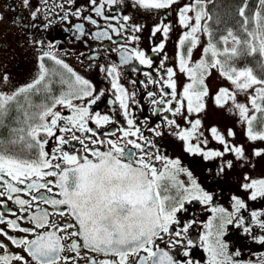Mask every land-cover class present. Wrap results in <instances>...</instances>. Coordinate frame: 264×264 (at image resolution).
<instances>
[{"label": "snow or ice", "instance_id": "obj_1", "mask_svg": "<svg viewBox=\"0 0 264 264\" xmlns=\"http://www.w3.org/2000/svg\"><path fill=\"white\" fill-rule=\"evenodd\" d=\"M22 2L31 7L30 0ZM68 2L71 5L73 0ZM212 2L189 0L177 8V24L184 31L177 42L175 67L167 66L166 55L157 66L139 48L142 25L130 24L129 15L109 14L123 0H88L89 8L65 11L61 20L74 15L81 21L74 25L77 40L87 37L116 45L111 52L117 53L118 62L94 65L110 85L99 90L57 56L59 41H30L40 48L36 77L10 92L0 90V237L19 249L10 252L0 240V264H68L69 257L62 253L75 252L79 260L81 247L103 257H88V264H202L191 256L197 243L207 257L203 264H264V254L256 261L237 259L242 250L231 252L225 239L233 226L264 246V210H250L236 194L230 198V210L215 204L214 194L201 187L179 158L165 155L157 140L167 131L183 143L188 154L205 161L220 158L218 175L233 168L234 162L255 166L242 145L230 143L233 129L222 134L213 125L201 131L199 115L211 96L216 107L238 117L249 142L264 143V0H256L254 6L242 0L238 27L219 35L209 23L212 16L207 5ZM178 4L180 0H132L133 8L149 13ZM39 11L31 12L33 20ZM171 30L172 25L164 20L153 26L150 39L157 34L163 38L153 44L152 53H163ZM88 39L83 42L93 55L87 59L95 61L100 49L88 45ZM198 48L201 55L194 60ZM103 51H109L107 45ZM257 56L255 68L238 66L241 59ZM134 62L149 69L143 72L144 80L131 81L143 86L142 93H130L120 81L121 68ZM212 70L229 82L215 94L207 84ZM177 72L187 80L179 91ZM8 83L4 73L0 86ZM239 95H246L247 102L239 101ZM142 99L148 102L149 116L137 115L136 110L144 111ZM101 101L118 105L116 115L122 120L107 107L103 112L96 110ZM156 116L160 120L153 123L151 117ZM209 136L221 148H209ZM230 154L233 160L224 159ZM251 155L264 156V147L253 148ZM181 174L187 176V184L179 180ZM244 181L241 189L249 193L248 200L264 198V178L253 179L246 173ZM8 202L15 210L7 207ZM194 202L211 213L206 221L181 219L180 214L188 212L187 206ZM56 214L67 215L75 223L57 225L50 220ZM25 221L30 226H22ZM198 223L203 231L193 238L190 230ZM69 239L66 249L63 241Z\"/></svg>", "mask_w": 264, "mask_h": 264}, {"label": "flooded vegetation", "instance_id": "obj_2", "mask_svg": "<svg viewBox=\"0 0 264 264\" xmlns=\"http://www.w3.org/2000/svg\"><path fill=\"white\" fill-rule=\"evenodd\" d=\"M5 8L9 11L11 15V21L20 26V29L26 31L27 33L23 35L24 40L30 43L33 39L44 40L45 44L49 41H59L58 48L56 54L63 57L65 60L69 61L70 66L81 76L87 78L91 81L97 88V90L101 88H108L110 85L108 81L105 79L104 74L99 71V68L94 66L98 64H109L110 62L117 61L118 57L117 53L111 52V48L116 47L110 41L97 42L87 37L82 38L81 40L76 39V34L74 31V25L80 23L74 15H69L67 20H61L60 16L64 14L65 11H74L76 8H89L90 5L88 0H73L71 5L68 0H30L31 7H25L23 5L22 0H2ZM63 5V8L59 7V5ZM15 8V12L11 10L10 7ZM40 9L38 12L37 18L33 20L31 18V12L33 10ZM175 13L174 6L171 9L161 10L159 12L149 13L147 11H142L137 8L132 7V0H123V3L113 6V9L109 12V14H115L117 16L121 15H129L131 17L129 23L130 24H140L143 26V31L138 35L141 37L139 41V48L144 50L147 55H149L158 66L159 61L164 58L166 55L168 57L166 63L167 66L175 67V53L170 47V41L167 39L165 49L163 53L157 55L151 52V48L153 44H159L162 40V34H157L154 38L150 39V34L153 26L157 25L164 20L166 23L172 25L173 15ZM2 14V18H6L4 13ZM87 14V13H86ZM103 23V21H100ZM116 21H113L115 24ZM44 25H48L47 28ZM90 31L95 30L94 28H90ZM114 39H117L115 35H113ZM88 39V45L93 46L96 49H100L98 53V59L95 61H90L87 59L88 56L93 55L92 50L89 47H86L83 40ZM107 45L109 48L108 52H104L103 48ZM132 47H136V45H131ZM83 54V55H81ZM111 57V61L108 57ZM93 65V66H90ZM135 67L138 71H132V68ZM121 77L120 81L125 86V88L131 93L133 91L143 92V86L137 84L133 85L131 83L132 80L140 81L144 80L143 76L144 71H149V69L145 68L142 65H139L138 62H134L132 65L124 66L121 68ZM155 75V73H153ZM177 72L176 80L177 84L182 76L178 75ZM151 85H149V89H151ZM140 99L141 97H137ZM141 102L144 105V111H137V115L139 117L149 116L150 109L148 106V102L146 99H142ZM108 108V112L110 114L116 115V110L118 109V105L107 106L104 101H101L95 106L96 110H103ZM59 110V109H57ZM67 114V110H65ZM118 120H122V117L116 115ZM153 123L159 122L160 117H151ZM181 125H184V121L182 118L179 119ZM139 123V121H138ZM109 127H117V125H111ZM143 127V125H141ZM79 134V133H77ZM57 135L59 133L57 132ZM145 135L151 136V133L146 132ZM43 138V137H41ZM159 147L162 152L171 157V158H179L184 167H187L193 174V176L197 179L198 183L201 185L209 193L214 194V203L218 205H222L230 210V198L233 194H236L242 197L250 210H264V198L258 199L257 201L248 200V192H245L241 189V184L244 183L243 176L237 172L238 168L236 162H234V172L230 169H225L223 174H217L218 169L220 167V158H216L213 160L205 161L201 156L198 155H190L184 151L183 143L172 135H170L167 131H165L162 138H157ZM49 149L52 147V142L49 144ZM78 148L79 145L77 144ZM209 148H221V145L218 143H213L212 145L209 143ZM226 160H233V155H227L224 157ZM211 169V171H209ZM248 172H252L250 169ZM179 180L183 181L185 184L188 183V178L186 175L181 174L179 176ZM55 191V190H54ZM23 197V194H21ZM7 207L10 209H14V205L11 202H8ZM41 207H49L41 204ZM188 212L181 213V219L191 220L193 218L197 219V221H206L208 217L211 215L210 212L205 210L204 205H201L199 202H194L189 204ZM15 210V209H14ZM49 210H51L49 208ZM246 218L250 220V216L248 212L243 213ZM50 220L57 225H64L65 223H75V221L65 215L60 216L59 214L53 215L50 217ZM22 226H30L27 222H23ZM3 227V225H0ZM175 227V226H173ZM47 230V229H45ZM73 229H68L67 232L70 233ZM203 231V228L200 223H198L192 230H190V235L193 238H197L198 234ZM241 229L235 228L233 226H229V234L225 237L227 241L230 243V251L234 252L237 249L242 250V255L237 257L239 260L243 261H256L259 259L261 254H264V246L257 244L252 241L251 237L244 236L241 234ZM16 235V233H11ZM59 235H65L64 232L58 233ZM71 239L78 240V237H72ZM71 239L64 240L63 244L67 249V245L71 242ZM0 240H3L5 244L8 245V249L10 252H18L19 249L12 246L4 237H0ZM82 243V242H81ZM159 243V241H157ZM183 249H178V252H182ZM79 255L83 257L82 259L76 260L77 253L69 252L65 250L62 253V256L69 257L68 264H88V257H95L96 259H100L103 257L96 256L95 253H91L81 247ZM191 256L194 257L195 260L201 261L202 264L206 261L207 257L203 250L197 246L194 247L191 251ZM180 259H187L182 256H179ZM13 264H18V262H13ZM63 264V261L61 262Z\"/></svg>", "mask_w": 264, "mask_h": 264}, {"label": "rangeland", "instance_id": "obj_3", "mask_svg": "<svg viewBox=\"0 0 264 264\" xmlns=\"http://www.w3.org/2000/svg\"><path fill=\"white\" fill-rule=\"evenodd\" d=\"M13 23L14 21L8 22L6 19L0 20V77H2L4 73H7L9 76V83L0 86V90L6 92H10L20 85L21 72L30 73L32 76H36L38 73L37 58L40 51L32 49L28 42L22 40L20 28L17 25H13ZM229 47H231V45H229ZM200 53L201 50L198 48L194 53V60L199 58ZM64 61L69 63L67 60ZM178 75L182 76L180 73ZM209 77L210 82L208 78L207 83L209 82V88L211 89L212 94H215L220 86H229V82L220 77L217 70H212ZM186 82L187 80L185 77L180 78L177 84L178 91ZM238 100L241 102H247V96L239 95ZM206 104V110L199 115V118L203 122V128L201 131L208 129L213 125H215L222 134H226V131L229 128L233 129L235 137L230 140V143L234 145H242L245 148L246 155L250 157L251 164L255 165L254 167L249 165L242 167L240 162H236L237 167H239L237 172L243 176V181L246 173L253 179L261 178L264 174V156L252 157L251 153L252 148H262L264 147V143L249 142L245 136V126L238 122V117L230 114L226 109L216 107L211 96L207 98ZM195 118V116L192 117V119ZM205 135L207 136L209 134L205 131ZM209 140L211 145L215 143V141L211 140L210 136ZM249 169H252L253 172H248ZM230 170L234 172L235 169L231 168Z\"/></svg>", "mask_w": 264, "mask_h": 264}, {"label": "trees", "instance_id": "obj_4", "mask_svg": "<svg viewBox=\"0 0 264 264\" xmlns=\"http://www.w3.org/2000/svg\"><path fill=\"white\" fill-rule=\"evenodd\" d=\"M241 3L242 0H213L212 3L207 5V11L212 16V20L209 23L213 30L217 32V35L224 34L229 27H238L237 21L240 18L237 9ZM249 3L254 6L256 0H249ZM249 14L251 13L249 12ZM217 20L220 21L219 24L216 23ZM256 60H259V56L255 58L246 57L238 62V66L243 67L245 64H250L255 68ZM45 63L49 67L52 66L51 61H45ZM257 74L259 75V73Z\"/></svg>", "mask_w": 264, "mask_h": 264}]
</instances>
